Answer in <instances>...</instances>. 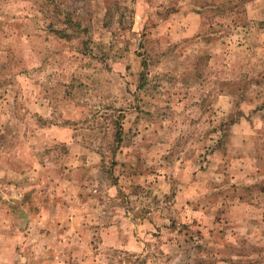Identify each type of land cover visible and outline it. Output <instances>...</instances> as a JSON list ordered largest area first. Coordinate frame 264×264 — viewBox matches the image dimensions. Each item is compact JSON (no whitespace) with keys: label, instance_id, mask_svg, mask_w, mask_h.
<instances>
[{"label":"rangeland","instance_id":"374dc122","mask_svg":"<svg viewBox=\"0 0 264 264\" xmlns=\"http://www.w3.org/2000/svg\"><path fill=\"white\" fill-rule=\"evenodd\" d=\"M0 264H264V0H0Z\"/></svg>","mask_w":264,"mask_h":264},{"label":"trees","instance_id":"16d2710c","mask_svg":"<svg viewBox=\"0 0 264 264\" xmlns=\"http://www.w3.org/2000/svg\"><path fill=\"white\" fill-rule=\"evenodd\" d=\"M68 23H69V26L72 27L75 32H77L81 28V23L77 20H70L68 21Z\"/></svg>","mask_w":264,"mask_h":264}]
</instances>
